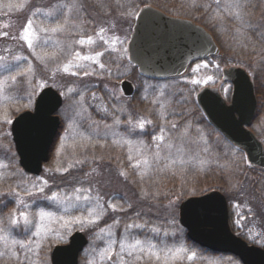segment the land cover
Instances as JSON below:
<instances>
[{"label":"rangeland","instance_id":"374dc122","mask_svg":"<svg viewBox=\"0 0 264 264\" xmlns=\"http://www.w3.org/2000/svg\"><path fill=\"white\" fill-rule=\"evenodd\" d=\"M141 1L0 0V151L5 153L0 155V236L9 241L5 246L0 240V252L4 253L0 264H51L52 246L68 242L77 229L90 237L79 264H110L100 259L109 243L115 241L113 249L119 253L121 241L130 244L136 239L151 242L157 250L182 249L168 264H243L233 254L202 248L188 237L180 223L181 201L208 191L206 182L195 179L202 171L215 172L231 192L228 205L235 232L264 246V215L258 210L254 215L250 213L251 205L240 196L242 189L259 196L250 181L258 180L255 174L262 176L264 167L252 163L244 149L203 122L205 112L197 100L198 91L208 85L230 101L233 83L225 77L224 69L236 64L210 56L193 61L176 78L145 77L131 61L128 49ZM147 1L146 5H155L168 14L201 21L224 43L225 50L239 52V57L248 56L254 45L261 47L264 43V33L259 31L264 26V0H241V20L229 15L235 11L229 7L233 0ZM251 1L256 3V13L248 7ZM73 4L76 8L69 16L66 31L39 32L41 26L50 28L56 22L62 23L68 13L62 5ZM114 12L124 18L109 23ZM29 19L40 37L34 42L35 52L21 38ZM100 29L105 31L101 33ZM88 37L95 42L78 43ZM97 52L103 53L99 63L76 58V53L94 56ZM253 52L251 58H263L257 65L264 63V47ZM44 53L49 55L43 60L37 58ZM69 61L71 67L65 72L64 65ZM255 63L254 59L253 68ZM13 76L15 80L10 79ZM124 79L133 82L132 95L124 93ZM192 80L202 82L193 84ZM46 85H53L63 95L57 111L61 127L50 160L39 175H34L18 163L11 122L21 110L33 108L36 95ZM260 90L264 101L262 78ZM175 104L183 117L177 116L178 107L171 113ZM140 120L151 123L141 129L137 126ZM249 128L264 145V106ZM160 135L163 140L156 139ZM141 172L146 174L141 177ZM261 191L264 196V188ZM155 208H159V219L152 217L154 213L147 216L146 211ZM41 211L52 215L41 221ZM21 212L29 214L31 224L25 225L22 218L19 224L10 222ZM41 224L44 231L33 235ZM13 239L23 241L25 247L13 246Z\"/></svg>","mask_w":264,"mask_h":264},{"label":"water","instance_id":"95a60500","mask_svg":"<svg viewBox=\"0 0 264 264\" xmlns=\"http://www.w3.org/2000/svg\"><path fill=\"white\" fill-rule=\"evenodd\" d=\"M128 49L140 72L154 78L182 74L193 60L220 52L205 26L151 4L140 9ZM224 75L233 83L231 101L217 88L204 86L197 93L198 103L215 127L244 148L252 163L264 167L263 142L249 128L258 106L251 74L241 65H232L224 69ZM121 86L126 95L134 93L130 79H124ZM62 104L59 90L47 85L37 94L33 108L14 116L11 131L19 162L26 171L39 174L43 163L49 160L61 126L57 111ZM179 219L188 237L198 245L215 252L233 253L243 264H264V247L249 243L233 231L228 200L221 190L211 189L184 198ZM88 241L83 230H75L68 242L52 247V264H79Z\"/></svg>","mask_w":264,"mask_h":264},{"label":"snow or ice","instance_id":"6c2138e0","mask_svg":"<svg viewBox=\"0 0 264 264\" xmlns=\"http://www.w3.org/2000/svg\"><path fill=\"white\" fill-rule=\"evenodd\" d=\"M62 7L67 8L68 9V13L64 15V20L63 22H56L54 27H40L39 32H44V33H48V32H52V33H60V32H64L66 31L67 27L69 26V16L72 13L73 9L76 8V5L73 4L71 6L69 5H62ZM230 8L235 9V11L230 12L229 15L234 16L237 20H241L242 16L244 14V5L241 3V0H233V3H231L229 5ZM40 10L37 9L36 12H39ZM35 14V13H34ZM45 15H51V13H45ZM105 30L104 29H100V32L103 33ZM239 31V30H238ZM39 32H37L36 28L34 27L33 24V20L29 19L25 26L23 27L22 33H21V38L27 42V45L29 48L33 49V52H35V48H34V42L38 39H40L39 37ZM3 35H7V33H3ZM101 39H103V37H101ZM95 41L92 39V37H88L87 40L81 38L78 43L80 44H84V43H89L92 44ZM49 53H44V55H37V58L40 60H43L45 58V56H48ZM52 56H55V53H51ZM103 53L101 52H97L94 56H81L79 53H76V58L77 59H83V60H94L97 63H99V57L102 56ZM2 59V58H0ZM207 66V65H205ZM71 67V61H69L68 64L64 65L63 70L65 72L69 71ZM100 67L103 68L104 65L100 64ZM200 65H197V68H199ZM218 67V66H217ZM74 75L76 73H73ZM85 75H87V73H85ZM10 79L15 80L16 77L13 76ZM212 77H208V80H211ZM202 81L200 80H192L191 83L193 84H199ZM146 123H151V121H144V120H140L138 123V127L139 128H144ZM87 139V138H86ZM157 140H163L164 136L160 135L158 137H156ZM157 147H159V145H157ZM169 147H171V145H169ZM129 159H131V156H129ZM181 163H184V161H180ZM139 163V162H138ZM145 164H147V161H144ZM173 163H175V161H173ZM201 163L203 164L204 162L201 161ZM0 167H3V165H0ZM65 171H67V169H65ZM146 173L145 172H141V177H143ZM44 183H47V181H45ZM33 187H35V185H33ZM40 192H43V188L39 189ZM30 194V193H29ZM17 195H19V193H17ZM56 197V194H53V198ZM19 203H23V200H20ZM113 209L115 210L116 206L113 205L112 206ZM52 214L51 213H46L44 211H41L39 213V218L41 221H43L46 217H50ZM91 215V214H90ZM21 218L23 219V223L25 225L31 224L32 221L29 219V214L27 212H21L19 217H13L11 218V223L12 224H19ZM99 217L97 216L96 218H94L92 221H90V223H94L95 219H98ZM61 219H63L61 217ZM79 219V218H77ZM44 231V226L43 224H41L35 233H33V235L35 236H39L41 234V232ZM101 231H103V229H101ZM0 240L4 241L5 246H7V244L9 243L8 238L6 236H0ZM13 246L19 244L21 248L25 247V243L23 241H18V240H12L10 242ZM28 243H31V241H29ZM115 243V241L111 242L108 244V246L103 249L100 253V259L101 261L104 260H108L110 262V264H152V262H160L163 261V264H168V261L171 260H175L181 251H183L182 249H177L174 252L171 249H168L167 251L160 249L157 250L156 245L152 244L151 242H145V241H141L139 239H136L133 243H127L126 241H121L119 244V248H120V252L119 253H115L114 249H113V244ZM127 254V258H125L124 254ZM163 253V255L161 254ZM4 255V253L0 252V256ZM16 253L13 252L12 256L16 257ZM194 253H193V257H194ZM114 256L116 257V259H114ZM193 257H189V259L193 258ZM18 258V257H17ZM93 264H95V262H93Z\"/></svg>","mask_w":264,"mask_h":264},{"label":"trees","instance_id":"16d2710c","mask_svg":"<svg viewBox=\"0 0 264 264\" xmlns=\"http://www.w3.org/2000/svg\"><path fill=\"white\" fill-rule=\"evenodd\" d=\"M252 1H251V3L248 4V7L251 10H253V12L256 13V9H257L256 8V3H252ZM254 1H256V0H254ZM141 2H142L141 3L142 6H143L148 1L147 0H142ZM262 10L264 11V9H261V12L264 13ZM123 18H124L123 15H120V14L114 12V13H112L109 16L108 22L109 23L110 22H115V21L120 22V21L123 20ZM200 23H202V22L200 21ZM259 31H261V33H264V26L259 27ZM212 34L215 37V39L221 44L220 45L221 52L218 55L214 56V57L219 58L221 62H229V61H231L232 63H234L236 65L244 66V67H246V69L253 76V81H254V84H255V91H256V94H257V97H258V108H257V112H256V115L255 116L256 117L259 116L261 114V111H262L263 106H264V101H263L262 93H261V90H260L261 78H262V80L264 79V63L257 65L258 63L262 62L261 60L263 58H261L260 60L256 56H255V58H251L252 57L251 54L256 53V52H253L254 49H257L259 51V49L263 48L264 47V43H262V46L261 47H260V45H258V47H257V45H254L252 47L253 50L250 52V54L248 56H245L244 55V56L239 57L238 56L239 55V52L234 53L233 51L225 50V46L223 45L224 43L222 44L221 40L219 39V37L216 34H214L213 32H212ZM254 59L256 61L255 68H253V66H252ZM176 77H178V76H172V77H168L166 79H169V78L172 79V78H176ZM196 105H198V104H195V106ZM195 108H197V111L198 112H202L203 113V111L201 110L200 107H195ZM170 110H171V113L175 110V112H176V114H177L178 117H181V116L183 117V115H182V113L180 111V106L179 105H176L175 104L174 107L172 109H170ZM203 115H204L203 122H206L207 124H209V126H211L213 129H215L213 127V125L211 124V122L206 118V116H205L204 113H203ZM183 123H184V121H183ZM221 135L224 137L223 134H221ZM258 170H260V169L258 168ZM263 173H262V176H260L259 174H255L256 176H259V178H258V180L250 181L253 186L249 182V184L252 186V188L255 189L259 193V196L256 197L254 194L246 191L245 189H242L241 190V193H240V196H242L241 199L244 202L246 201L247 205H251L250 206V209H249V212L252 213L253 215L256 214L257 210H258L259 214H263L264 215V196H263V192L261 191V189L264 188V174ZM218 176L219 175L215 174V172H213V171H208V172L202 171L198 176L195 177V179L197 181H199V182H203L204 181V183L206 182L208 184L207 185L208 188H206L205 190H209V189H213V188L221 189L226 194L228 200H231L232 199L231 198V196H232L231 192L230 193L228 192L229 189L228 188H225V186L222 184V182H220L221 181L220 180L221 178L218 177ZM206 180H208V181H206ZM245 180H248V178L246 177ZM244 182L245 181L243 180V183ZM125 185H127V183ZM237 191H240V190L237 189ZM157 201L158 200H155V203H157ZM256 204H261V206H255ZM146 212H147V216H150L152 213H154V215L152 217L155 218V219H158L159 218L158 217V215H159V208H158V210H156V208H155V211L154 210L153 211L147 210ZM144 214H145V212H144ZM262 219H263V223H264V217L263 216H262Z\"/></svg>","mask_w":264,"mask_h":264},{"label":"flooded vegetation","instance_id":"af4514ba","mask_svg":"<svg viewBox=\"0 0 264 264\" xmlns=\"http://www.w3.org/2000/svg\"><path fill=\"white\" fill-rule=\"evenodd\" d=\"M15 150H16V149H15ZM16 153H17V151H16ZM0 155H5V153L0 151ZM16 157L18 158V163H19V165H20L19 157H18V153L16 154ZM20 166H21V165H20ZM135 198H136V196H135ZM159 218H160V217H159ZM159 218H158V219H159ZM87 237H88V240H89V241H88V244H89V242H90V237H89L88 234H87ZM88 244H87V245H88ZM50 260H51V258H50ZM51 264H52V262H51Z\"/></svg>","mask_w":264,"mask_h":264}]
</instances>
